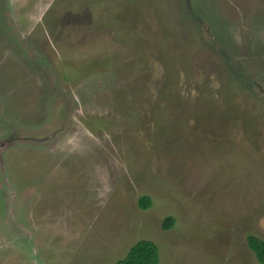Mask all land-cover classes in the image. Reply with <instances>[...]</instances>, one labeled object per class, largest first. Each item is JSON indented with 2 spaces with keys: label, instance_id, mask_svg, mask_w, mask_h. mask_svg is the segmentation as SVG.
I'll use <instances>...</instances> for the list:
<instances>
[{
  "label": "rangeland",
  "instance_id": "1",
  "mask_svg": "<svg viewBox=\"0 0 264 264\" xmlns=\"http://www.w3.org/2000/svg\"><path fill=\"white\" fill-rule=\"evenodd\" d=\"M251 237L264 0H0V264H261Z\"/></svg>",
  "mask_w": 264,
  "mask_h": 264
},
{
  "label": "trees",
  "instance_id": "2",
  "mask_svg": "<svg viewBox=\"0 0 264 264\" xmlns=\"http://www.w3.org/2000/svg\"><path fill=\"white\" fill-rule=\"evenodd\" d=\"M150 206L149 198L141 200V207L148 209ZM172 222V220H170ZM171 222L165 228L171 226ZM249 246L255 252L258 261L264 264V241L251 237ZM117 264H160V253L157 245L151 241H141L132 247L127 257Z\"/></svg>",
  "mask_w": 264,
  "mask_h": 264
}]
</instances>
